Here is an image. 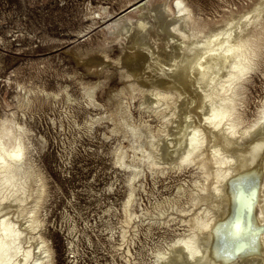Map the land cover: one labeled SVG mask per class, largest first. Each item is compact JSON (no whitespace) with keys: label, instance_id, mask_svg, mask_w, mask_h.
<instances>
[{"label":"bare ground","instance_id":"6f19581e","mask_svg":"<svg viewBox=\"0 0 264 264\" xmlns=\"http://www.w3.org/2000/svg\"><path fill=\"white\" fill-rule=\"evenodd\" d=\"M102 18L103 42L65 50L96 78L81 80L93 118L118 136L114 163L128 186L119 244L132 254V233L144 225L176 234L141 264H264V99L255 118L245 115L264 62V0L215 22L187 0H129ZM138 106L148 117L135 115ZM28 132L25 121L0 115V264H57L42 232L47 180ZM187 168L199 176L177 185L186 201L144 205L150 177Z\"/></svg>","mask_w":264,"mask_h":264},{"label":"rangeland","instance_id":"374dc122","mask_svg":"<svg viewBox=\"0 0 264 264\" xmlns=\"http://www.w3.org/2000/svg\"><path fill=\"white\" fill-rule=\"evenodd\" d=\"M128 1L0 0V115L13 116L29 127L34 166L46 177L48 188L40 211L45 219L42 232L52 242L57 264H141L153 260L151 250L167 246L176 234L170 229L147 232L142 225L132 233V254L119 244V208L128 186L114 163L118 136L93 118L98 109L86 106L81 80L96 78L85 74L65 50L69 45L98 46L104 40L102 16L108 10L119 11ZM187 1L205 21L215 22L252 0ZM108 81L111 84L115 78ZM99 98L105 100L103 92ZM263 99L264 62L249 84L248 120L255 118ZM134 111L137 117L141 113L148 117L139 106ZM150 119L159 122L155 115ZM192 172L198 173L187 168L161 176L156 183L150 177L144 205L152 208L158 201L177 197L186 201L188 192L178 194L177 185L199 176Z\"/></svg>","mask_w":264,"mask_h":264}]
</instances>
